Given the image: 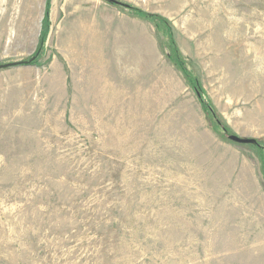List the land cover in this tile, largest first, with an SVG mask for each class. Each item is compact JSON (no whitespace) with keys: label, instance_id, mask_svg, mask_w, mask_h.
<instances>
[{"label":"rangeland","instance_id":"1","mask_svg":"<svg viewBox=\"0 0 264 264\" xmlns=\"http://www.w3.org/2000/svg\"><path fill=\"white\" fill-rule=\"evenodd\" d=\"M115 1L177 52L107 0H50L37 65L0 69V264H264V0ZM45 2L0 0V65L32 58ZM193 78L263 152L215 135Z\"/></svg>","mask_w":264,"mask_h":264},{"label":"trees","instance_id":"2","mask_svg":"<svg viewBox=\"0 0 264 264\" xmlns=\"http://www.w3.org/2000/svg\"><path fill=\"white\" fill-rule=\"evenodd\" d=\"M109 5L111 4L112 6L118 7V8H123V9H127L129 11V13L134 16L135 18H139L141 20H144L146 22L149 23H153L157 29H162L166 35L169 36V41L171 44V48H173V52L174 54L177 52L176 47L174 45V41L172 38V34H171V30L170 25L167 21V19H165L164 17H161L159 15L156 14H151V13H146L138 8L126 5L124 3L115 1V0H107ZM50 8V0H46L45 2V8H44V15L42 18V24H41V35H40V40L38 43V46H36V50L32 56V58H28L22 61H18V62H14L12 63V67H18V66H35L37 65V59L39 58L40 54L44 51V45H45V41L47 38V33H48V29H49V9ZM173 57V55L168 56V60L171 61V58ZM180 66V64L178 65ZM184 75H186V79H189L191 76H189V74H187L186 72H182ZM190 84L192 85V87L194 88L193 91H195L196 97L202 107V110L204 112V116H206V121L208 122L209 128L215 133V135L217 134L220 138H222V140H228V137L230 135H232L228 129V127H226L225 123L222 121L221 117L219 115L216 114V112L214 111V108L211 106V104L209 103V101L207 100V104L204 103L203 98L205 97L204 92L201 90V87L199 85V83L195 80V78H193V80L190 81ZM230 141V140H229ZM257 145H255V147L257 148L260 145V141H256ZM260 147V146H259ZM259 149H261L262 151V147H260ZM263 152V151H262ZM260 156L263 157V154L260 153ZM261 157V164H262V168L264 171V160ZM264 176V175H263Z\"/></svg>","mask_w":264,"mask_h":264},{"label":"water","instance_id":"3","mask_svg":"<svg viewBox=\"0 0 264 264\" xmlns=\"http://www.w3.org/2000/svg\"><path fill=\"white\" fill-rule=\"evenodd\" d=\"M13 64H8V65H0V69L1 68H7V67H12ZM228 140L237 143V144H253V145H257V140L256 139H252V138H240L236 135H230L228 137Z\"/></svg>","mask_w":264,"mask_h":264},{"label":"bare ground","instance_id":"4","mask_svg":"<svg viewBox=\"0 0 264 264\" xmlns=\"http://www.w3.org/2000/svg\"><path fill=\"white\" fill-rule=\"evenodd\" d=\"M32 23H33V22H31V21H30L29 23H27V27H28V30H29V31H30V29H31ZM1 31H3V30H1ZM2 33H3V32H2ZM6 34H7V33H6ZM5 36H6V35H5Z\"/></svg>","mask_w":264,"mask_h":264}]
</instances>
